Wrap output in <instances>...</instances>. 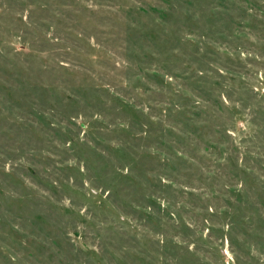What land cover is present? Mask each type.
Here are the masks:
<instances>
[{"label":"rangeland","instance_id":"obj_1","mask_svg":"<svg viewBox=\"0 0 264 264\" xmlns=\"http://www.w3.org/2000/svg\"><path fill=\"white\" fill-rule=\"evenodd\" d=\"M0 264H264V0H0Z\"/></svg>","mask_w":264,"mask_h":264}]
</instances>
